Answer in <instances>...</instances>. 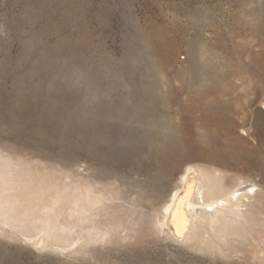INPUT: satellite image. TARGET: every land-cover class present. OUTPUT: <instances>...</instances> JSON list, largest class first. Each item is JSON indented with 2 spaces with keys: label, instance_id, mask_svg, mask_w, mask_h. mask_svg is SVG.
<instances>
[{
  "label": "rangeland",
  "instance_id": "374dc122",
  "mask_svg": "<svg viewBox=\"0 0 264 264\" xmlns=\"http://www.w3.org/2000/svg\"><path fill=\"white\" fill-rule=\"evenodd\" d=\"M203 164L264 196V0H0V264H264Z\"/></svg>",
  "mask_w": 264,
  "mask_h": 264
},
{
  "label": "bare ground",
  "instance_id": "6f19581e",
  "mask_svg": "<svg viewBox=\"0 0 264 264\" xmlns=\"http://www.w3.org/2000/svg\"><path fill=\"white\" fill-rule=\"evenodd\" d=\"M198 168L199 169L197 170L198 173L201 175L202 182H200L197 178L196 180H194V183L190 187V194H192V196L189 198V200L186 201L187 194L189 192L187 194L182 193V196H179V198L174 199L175 201L173 206L171 207L169 214V224L172 226V228H179L181 230L186 226L185 229L187 230V232L191 230L195 231L199 229L198 224L200 218H204L209 224L211 230L215 234L222 236L224 239L230 238L231 236L235 235L240 236L246 241L249 236L252 238V240L259 243V245H262L264 243V229L261 228V230L259 229L255 231L253 229L254 226H262V220L259 222L260 219L258 220L255 216L257 214L256 207L261 206L264 202V196L260 189L250 187L243 179L238 181L236 185H231L230 182L226 183L225 179L228 176V172L220 167H216L214 165L209 164H203L198 166ZM208 182L214 184V189L210 191L209 195H218L221 197V201L213 203L212 207H207L205 209L206 215H203L202 212H200V210L203 209V206L201 205V194L204 192L203 189L207 188ZM184 185L187 186L186 181L184 182ZM192 187H194V190H192ZM245 189H247L248 191H242ZM18 212L17 216L26 218L22 210ZM23 220L24 219H22V221ZM206 233L207 231L204 227L200 228L199 234L203 236H201L203 240H206ZM176 236L180 238L181 235L176 233ZM39 241L44 242V240ZM189 241L190 244L192 243L194 245H198V241L196 239L194 241ZM48 242L46 240V243ZM40 243L41 242H39L38 244L41 245ZM259 250L261 251V257L264 258V248H259Z\"/></svg>",
  "mask_w": 264,
  "mask_h": 264
}]
</instances>
